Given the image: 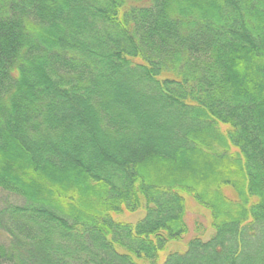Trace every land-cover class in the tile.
Returning a JSON list of instances; mask_svg holds the SVG:
<instances>
[{"label": "trees", "instance_id": "trees-1", "mask_svg": "<svg viewBox=\"0 0 264 264\" xmlns=\"http://www.w3.org/2000/svg\"><path fill=\"white\" fill-rule=\"evenodd\" d=\"M0 264H264V0H0Z\"/></svg>", "mask_w": 264, "mask_h": 264}, {"label": "rangeland", "instance_id": "rangeland-1", "mask_svg": "<svg viewBox=\"0 0 264 264\" xmlns=\"http://www.w3.org/2000/svg\"><path fill=\"white\" fill-rule=\"evenodd\" d=\"M143 215L142 211L136 212L134 214L125 213L121 217L125 220L135 222ZM119 217V218H121ZM185 221L188 226V233L184 236L182 240L173 241L169 243V251H182L185 249L186 244L192 236L198 235L202 239L207 240L211 237L213 233V227L211 223V218L208 211L201 207L192 197L189 195L186 197V214ZM163 255L161 260L163 259Z\"/></svg>", "mask_w": 264, "mask_h": 264}]
</instances>
